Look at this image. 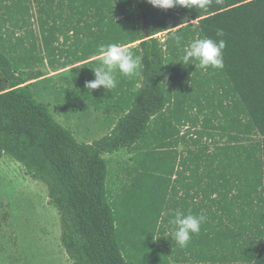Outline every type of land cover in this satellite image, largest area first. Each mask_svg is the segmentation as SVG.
I'll list each match as a JSON object with an SVG mask.
<instances>
[{"label": "trees", "instance_id": "obj_1", "mask_svg": "<svg viewBox=\"0 0 264 264\" xmlns=\"http://www.w3.org/2000/svg\"><path fill=\"white\" fill-rule=\"evenodd\" d=\"M0 9V31L24 35L12 47L0 35V158L46 186L73 264H264V0L166 11L146 0H0ZM200 38L225 40L223 68L182 64ZM111 43L140 57L137 75L117 70L115 89H86L99 46ZM46 65L76 67L82 93L106 116L103 138L79 142L36 99L26 84ZM188 123L196 138L181 134ZM126 152L129 180L111 188L110 158ZM176 170L191 173L188 199L207 219L171 252L156 235Z\"/></svg>", "mask_w": 264, "mask_h": 264}, {"label": "rangeland", "instance_id": "obj_2", "mask_svg": "<svg viewBox=\"0 0 264 264\" xmlns=\"http://www.w3.org/2000/svg\"><path fill=\"white\" fill-rule=\"evenodd\" d=\"M6 4L8 2L2 5ZM2 12L0 9V15ZM0 35L9 47L24 36L8 24L2 26ZM159 38L165 41L166 36ZM37 53H40L39 48ZM73 68L76 67L54 70L46 65L41 69L43 77L26 85L79 142H94L108 133L106 117L84 96L74 79ZM180 131L182 135L191 133L190 138H196L195 128L190 123L183 125ZM203 142L214 140L205 137ZM122 156L131 159L127 152ZM110 167V187L120 186L117 179L122 178L118 175L121 166L116 157L110 158ZM0 264H73L61 245L60 216L49 204L46 186L31 179L23 166L9 157L0 158Z\"/></svg>", "mask_w": 264, "mask_h": 264}, {"label": "clouds", "instance_id": "obj_3", "mask_svg": "<svg viewBox=\"0 0 264 264\" xmlns=\"http://www.w3.org/2000/svg\"><path fill=\"white\" fill-rule=\"evenodd\" d=\"M153 8L159 10H169L177 6L189 8L195 3L200 8H205L208 0H146ZM217 37H223L224 32L217 30ZM179 40V37H177ZM226 47L224 39L218 40L210 38L194 39L184 49L182 56V64H188L190 60L199 62L202 69L209 67L221 69L224 66L223 50ZM98 53L102 57V62L97 66L94 72V80L88 81L85 88L88 90H96L104 88L110 91L117 87L118 81L115 73L119 70L126 77L137 75L140 66V57L134 56L126 47L111 43L100 45ZM204 215L185 214L180 210H176L174 218L170 220V224L174 226L172 232V240L181 248H185L190 243L192 236L199 234L201 225L206 221Z\"/></svg>", "mask_w": 264, "mask_h": 264}, {"label": "crops", "instance_id": "obj_4", "mask_svg": "<svg viewBox=\"0 0 264 264\" xmlns=\"http://www.w3.org/2000/svg\"><path fill=\"white\" fill-rule=\"evenodd\" d=\"M105 116V115H104ZM106 117V116H105ZM107 131L109 132L108 127ZM97 141V140H96ZM95 142V141H94ZM93 142H86V144H92ZM118 164L121 166V168L126 167L127 162L129 163L130 160L128 158H121L116 156ZM181 160V157L179 158V161ZM181 167H177V170H180ZM173 174L171 177V181L167 182V186L169 188V194L167 201L170 202L169 204L165 202V200L161 203V209H158V222H157V235H156V241L159 244H163L168 250L167 251H173L174 248H172V244L175 243L174 240H172V232L174 226L170 224V220L174 218V213L176 210H180L184 212L185 214L191 213L195 215V206L191 204L190 197L191 195H195L196 189L193 186V181L191 180L192 176L191 173H183L180 176V172L177 171ZM121 173L118 175L121 178V180L117 179V182H119V185L124 181L125 183L129 180L128 173L124 172L122 169H120ZM195 175H193V178ZM118 178V176H117ZM111 180V176H110ZM168 181V180H167ZM110 185V182H109ZM165 187V186H164ZM162 187V188H164ZM116 189L115 187H112ZM170 195V196H169ZM163 210V211H161ZM164 249L163 247H161ZM169 254V252H167ZM171 255V254H169ZM171 260L172 257H166V259ZM165 259V258H164ZM173 260V259H172ZM176 264V263H172Z\"/></svg>", "mask_w": 264, "mask_h": 264}]
</instances>
